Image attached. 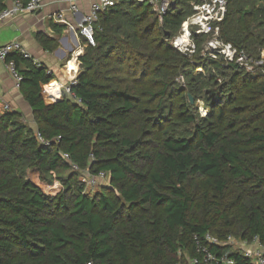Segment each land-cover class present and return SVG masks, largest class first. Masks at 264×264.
<instances>
[{
    "label": "trees",
    "instance_id": "16d2710c",
    "mask_svg": "<svg viewBox=\"0 0 264 264\" xmlns=\"http://www.w3.org/2000/svg\"><path fill=\"white\" fill-rule=\"evenodd\" d=\"M6 2L0 0V12ZM228 2L221 38L250 57L260 55L264 0ZM172 11L163 17L170 39L185 20L182 10ZM193 14L192 8L189 17ZM151 15L148 3L120 0L100 16L95 45L78 57L82 69L71 85L74 99L45 97L44 88L57 82L54 73L33 59L11 55L37 130L20 113L0 117V264H186L179 253L193 257L195 236L207 233L221 240L257 237L264 245V81L253 83L238 66L227 65L235 70L233 84L244 74L241 96L224 97L227 104L236 103L232 114L224 106L214 111L219 103L192 136L163 130L159 141L147 139L157 130H147L138 90L114 83L113 76L126 60L167 62L161 48L179 66L194 68L169 44L159 49L163 41L152 37L158 23ZM53 29L61 35L66 27L54 24ZM36 39L53 52L50 37L39 33ZM197 91H190L196 100ZM134 118L145 120L140 131L131 128ZM64 155L79 169L109 175L123 207L109 190L91 195L75 177L63 178V192L50 196L44 186L53 181L47 177L71 169ZM212 251L246 264L230 247Z\"/></svg>",
    "mask_w": 264,
    "mask_h": 264
},
{
    "label": "rangeland",
    "instance_id": "374dc122",
    "mask_svg": "<svg viewBox=\"0 0 264 264\" xmlns=\"http://www.w3.org/2000/svg\"><path fill=\"white\" fill-rule=\"evenodd\" d=\"M149 3L151 10V19L157 21L158 26L152 34L154 38H161L163 42H160V45L169 44L172 45V39L167 38L169 35V29L164 25L163 21V11L165 8V14H172L173 7L176 10H182L185 15L184 22L189 19V15L192 13V8L194 11V0H144ZM150 1V2H149ZM145 4V3H143ZM178 6L176 7V5ZM182 28V27H181ZM165 30V33H164ZM192 31V30H191ZM182 30L178 31L177 35H180ZM175 36V37H176ZM194 36V35H193ZM212 39L211 36H194L193 41L197 46L196 53L186 54L180 52L182 55L186 56L189 61H191L194 68H183L179 66L175 57L172 54L164 53V48L160 49V55H163L165 58L168 57L167 62L156 63L153 61H146L142 59L137 60H126L123 65H121V73L113 76V81L116 84H127L135 86L139 92V96L142 100L143 110H140V114L144 115L147 119V130L150 131L155 129L156 132L152 135L151 138L154 141H159L162 136L163 130H169L170 134L175 136H184L190 137L193 135L196 125L207 124L212 118L211 113L213 107L217 106L214 110H218L220 106H224L227 114H232V108L236 105L232 101L229 105L224 100V97L233 95L239 97L242 94V90L245 89L244 86V74L237 75V82L233 84L232 78L234 76L235 70H231L228 66L222 63L221 58H216L212 51L209 49L208 43ZM73 58L69 59L72 60ZM69 60L66 61V65ZM204 61L209 65H194L197 61ZM254 60H262V52L260 55H254ZM212 61L219 62L224 66L222 69H217L212 65ZM190 63V64H191ZM65 65V66H66ZM252 70L249 71L246 68L238 67V71L244 72L253 78L251 82H262L264 81V62L260 64H251ZM197 67V69H196ZM82 66L78 72H73L74 82L76 81L77 76L79 75ZM76 73V74H75ZM70 75V74H69ZM214 77V81L211 86H209V81L211 77ZM212 79V80H213ZM71 83L67 84L70 85ZM68 86L62 89V95L60 99L64 96L71 97L73 96L67 91ZM192 89L198 90V98L196 100L195 96L190 92ZM164 91L165 94H162ZM44 94L47 95L44 90ZM153 95V96H152ZM190 97L194 99V103H191ZM227 97V98H228ZM159 110V112H158ZM163 112V114H161ZM182 113V115H179ZM162 115L163 117H161ZM155 117L156 121L150 119ZM194 118L195 123L188 124V118ZM142 118H134L135 126L132 125L134 131L141 130V123L145 120ZM27 125L31 126L35 131L37 130L36 123L34 119L29 121L28 119H23ZM161 128V133L158 129ZM125 131V129H123ZM67 160V159H66ZM71 169H61L57 172L53 178L50 176L47 177V181H53L52 184L47 182V185L44 186L46 192L52 196L56 197L57 194L63 192L62 189V179L75 177V181H81L85 184V188L91 195H96L104 190H109L113 197H116L119 201V205L123 207V200L120 198V193L118 190L117 184L112 183L110 176H106L100 181L96 180V186H88L87 182L90 176L93 174L90 173L87 169H76L73 163H70ZM101 213H103L101 211Z\"/></svg>",
    "mask_w": 264,
    "mask_h": 264
},
{
    "label": "built area",
    "instance_id": "2783aa9c",
    "mask_svg": "<svg viewBox=\"0 0 264 264\" xmlns=\"http://www.w3.org/2000/svg\"><path fill=\"white\" fill-rule=\"evenodd\" d=\"M79 1L80 0H70L71 6L69 11L72 17H75L80 10L78 6ZM91 1L92 4L89 13H87L80 22L72 21L68 16L69 13H66L65 11L56 13L50 17L51 21L56 24L64 25L66 29L70 31H79L85 38L86 46L95 45V27L99 22L100 16L108 12L112 7H115L120 0ZM137 1L139 3H148L144 0ZM45 3L46 0H29L27 3H24L22 0H13L11 5L7 6L0 12V25L20 16L37 13L45 6ZM228 4V0H201L199 3H194V14L182 24L181 34L173 38V48L175 50L178 49L182 53L193 55L197 50V46L193 41L194 36H211L212 39L208 43V46L216 58H221V62L226 65L234 64L251 71V64H260L261 62H264V50H262V60L255 61L254 57L247 55L244 50L238 49L232 43L226 42L221 38V26L228 13ZM162 11V17H164L166 15L165 8H163ZM13 54H18L25 59L33 58L26 48L18 41H12L0 45V61L5 64L7 70L16 81L17 87H20V83L23 79L15 60L11 59V55ZM70 61L71 60H69L68 64ZM33 63L37 67L41 66V63L34 59ZM74 78L75 77L71 79L70 85H66L68 86L67 91L71 95V85L76 82H74ZM53 84L59 83L54 82L46 86L44 90L46 91V89L52 88ZM66 86L60 85L59 96L62 95V89ZM49 91H51V89ZM49 91H46L47 95H45L43 91L44 96H49L54 100H58L48 93ZM0 104L5 106L6 111L10 110V105L5 102L1 95ZM40 140L42 141V139ZM64 158L67 160L70 159L68 155H64ZM75 168L78 169L76 165ZM106 176L107 175L104 173L93 175L90 176L86 182L88 186H96V180L100 181V179H103ZM195 244L196 254L193 257H189L185 252L183 254L182 252L179 253L181 257L184 256L186 258V264H237L235 259L230 258L227 255L220 256L214 253L212 251L214 247H230L234 252L243 255L246 264H264V245L257 237L252 241L240 240L233 236L221 240L220 238L207 233L204 238L195 236Z\"/></svg>",
    "mask_w": 264,
    "mask_h": 264
},
{
    "label": "crops",
    "instance_id": "0c3cea01",
    "mask_svg": "<svg viewBox=\"0 0 264 264\" xmlns=\"http://www.w3.org/2000/svg\"><path fill=\"white\" fill-rule=\"evenodd\" d=\"M12 1L7 0L6 6L11 5ZM91 4V0H80L78 3L80 10L75 17H72L69 11L71 6L70 0H46L45 6L39 12L20 16L12 21L1 24L0 45L12 41L20 42L34 60L47 66L49 71L54 73L57 83L66 86L74 77V75L70 76L66 73V61L73 58L71 61H76L80 70L81 63L78 57L86 47L85 38L79 31L73 32L68 29L64 30L61 35L56 34L53 29V25L56 23L51 21L50 17L56 13L65 11L69 13L68 16L72 21L80 22L89 13ZM39 33H44L52 39L54 44L53 52L45 50L37 41L36 35ZM0 95L10 105V110L8 111L20 113L29 121L33 120V112L30 105L24 99L20 88L17 87L16 81L1 61ZM8 111L5 110L3 104H0V117Z\"/></svg>",
    "mask_w": 264,
    "mask_h": 264
},
{
    "label": "bare ground",
    "instance_id": "6f19581e",
    "mask_svg": "<svg viewBox=\"0 0 264 264\" xmlns=\"http://www.w3.org/2000/svg\"><path fill=\"white\" fill-rule=\"evenodd\" d=\"M66 68V73L70 74V76H72L73 72H78L79 71V66L77 64L76 61H70V63L67 65ZM59 86V87H58ZM51 89V91H49L48 93H50L51 95H53L56 99L59 100V90H60V85L54 84L52 86V88H49V90Z\"/></svg>",
    "mask_w": 264,
    "mask_h": 264
},
{
    "label": "water",
    "instance_id": "95a60500",
    "mask_svg": "<svg viewBox=\"0 0 264 264\" xmlns=\"http://www.w3.org/2000/svg\"><path fill=\"white\" fill-rule=\"evenodd\" d=\"M45 97L51 98V97H49V96H45ZM190 101H191V103H194V99L191 98V97H190Z\"/></svg>",
    "mask_w": 264,
    "mask_h": 264
}]
</instances>
